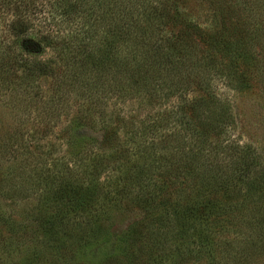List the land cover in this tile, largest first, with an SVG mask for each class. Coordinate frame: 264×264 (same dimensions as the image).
I'll use <instances>...</instances> for the list:
<instances>
[{
    "label": "trees",
    "instance_id": "1",
    "mask_svg": "<svg viewBox=\"0 0 264 264\" xmlns=\"http://www.w3.org/2000/svg\"><path fill=\"white\" fill-rule=\"evenodd\" d=\"M158 1L0 0V87L10 72L17 74L29 87L27 104H39L43 115L54 120L65 115L69 104L60 94L62 86L72 85L79 99L72 125L55 131L53 121L43 123L39 138L57 136L83 144L87 153L93 147L110 153L108 165L104 153L95 158L86 153L71 165L65 157H53L50 141L52 147L42 155L54 158L48 175L42 179L28 164L30 173L15 192L21 193L27 182L42 184L40 207L48 217L38 226L61 250L64 235L82 234L94 222L101 230L109 202L99 177L120 169L116 172L125 171L127 177L111 190L138 185L139 203L161 205L156 218L148 214L132 233L141 242L129 261L98 264H257L264 259V165L256 151L225 139L236 117L212 92V83L220 78L242 91L258 81L264 91L261 2L208 0L210 24L201 27L185 0ZM47 49L52 56L36 59ZM48 79L57 84L52 93L40 86ZM108 96L181 103L162 124L128 130L114 118L95 114L97 102ZM168 122L170 132L160 134ZM190 124L195 132L182 133ZM83 126L82 131L104 130L87 138L79 131ZM152 134H160L154 143ZM8 135L10 141L15 137L12 131ZM126 137L141 143L146 156H153L149 145H163L159 152L166 154L159 153L151 166L137 172L135 167L122 170L127 156L129 162L133 156L124 147ZM170 198L174 207L164 204ZM93 213L97 219L90 218Z\"/></svg>",
    "mask_w": 264,
    "mask_h": 264
},
{
    "label": "rangeland",
    "instance_id": "2",
    "mask_svg": "<svg viewBox=\"0 0 264 264\" xmlns=\"http://www.w3.org/2000/svg\"><path fill=\"white\" fill-rule=\"evenodd\" d=\"M151 1L159 2L158 0ZM185 1L190 5L196 23L201 27H207L211 19V12L207 11L209 7L208 0ZM253 2H261L260 9L257 10L259 15L261 14L264 17V0H254ZM50 56H52V52L47 49L45 54L36 56V59H48ZM32 57L35 56L32 55ZM9 75L10 77L7 78L5 85L0 87V264H54L55 262L65 264L60 259L69 261L70 264H98L102 261L108 263L117 260L125 263V260L129 261V258L138 252L135 249L138 248V244L141 242L139 237L132 233L135 232L142 221L147 220L148 214L153 213L156 218L160 207L158 205L161 204L158 203L157 206H154L152 201L149 202V205L139 203L136 200L141 198L138 192L139 188H137L138 185L128 191L111 190L115 186L117 187L119 179L127 177L125 171L116 172L120 169L107 171L99 177V183L106 185L105 192L108 194L105 201L109 202L105 206L103 213L105 222L101 230H96L95 223L97 222H94L93 228L88 225L83 227L84 232L82 234L74 231L64 235L63 243L66 247L61 250L59 245L50 242L46 234L40 231L38 226L40 221L46 220L48 217L45 208L40 207L39 195L42 184L40 186L39 182L37 185L27 182L25 185L23 184L21 193H19V190L15 192V188L19 189L21 180L24 177L27 178L26 175L30 173V168L35 174H41L42 179H44L43 176L48 175L46 171L54 165L52 159L65 157L68 160L67 162L74 165L78 158L85 157L87 151L81 143L80 146L77 144L71 145L70 141L66 142L57 136L49 140L39 138H42L39 132L43 128V123L53 121V124L56 125L55 131L72 125L69 119L74 118L75 111H77L79 99H76L75 96L78 93L73 92L74 87L72 85L65 83L62 86L63 91L60 92L67 98L69 103L63 112L65 115L62 118L53 117L54 120L48 119L40 111L39 107L41 106L39 104H36L38 107H31L27 104L28 101L25 98L29 92L27 90L29 87L24 79H20L17 74L11 72ZM261 79L264 82V77ZM50 83V79H48L42 81L40 86H44L46 91L52 89V93L57 88V84L55 81L53 86ZM261 83L257 81V84L254 85L253 83L251 89L241 91L238 89L232 90L224 80L216 78L212 83V92L219 99L224 100L222 103L236 117V124L225 135V139L237 140L241 147L247 146L253 149L256 151V155L262 158L264 165V91ZM194 95L196 94H188L191 98ZM149 101L150 104L145 103V101L142 102L141 99L124 101L117 96H108L97 102L95 114L98 117L106 118L108 121L114 118L116 119L115 122H118L121 127L134 130V128L141 125L162 124V119L167 118L169 112L174 111L176 113L177 106L181 103V100L176 98H170L169 100H164V98L163 100L152 99ZM170 123L168 122L167 129H164L160 134L164 135L170 132ZM84 128L85 126L80 127L79 131L87 138L98 137L102 133L101 131L104 130L102 126H99L98 129L82 131ZM11 131L15 137L10 141L8 134ZM193 132H195V127L190 124L184 127L182 133L191 135ZM72 134L69 132V136ZM159 135L152 134L149 138H153L154 143ZM127 139L126 137L124 147L131 150L133 156L130 162L127 156V164L121 168L122 170L135 167V172H137L143 166H151L155 160L154 158L162 153L159 151H161L163 145H149L153 156H146L145 151L142 152L141 143H132ZM50 141L54 144L52 148L54 158L48 159L42 155L43 151L48 152L52 147ZM86 147L89 148L87 144ZM98 149L100 148L93 147L86 157H89V153L91 158H95L99 153H104L106 155L105 164L108 165L110 153L95 152ZM27 151L34 154L29 155ZM165 154L162 153V155ZM20 160L26 161V163L19 164L18 161ZM40 162L42 163L41 169L39 167ZM88 163H90L89 160ZM148 169L145 168V174L148 173ZM25 172L26 174H24ZM32 174L35 175L33 172ZM144 185H147V181ZM173 202V198H170V202L164 204L166 207H174ZM90 218L97 219V214L93 213ZM84 219L86 221L85 217ZM60 251L64 253L61 254ZM65 256L67 257L63 258ZM215 264H221V262L218 261ZM257 264H264V259H260Z\"/></svg>",
    "mask_w": 264,
    "mask_h": 264
}]
</instances>
